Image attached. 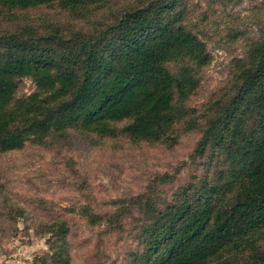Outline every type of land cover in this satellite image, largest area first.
<instances>
[{
  "label": "rangeland",
  "instance_id": "obj_1",
  "mask_svg": "<svg viewBox=\"0 0 264 264\" xmlns=\"http://www.w3.org/2000/svg\"><path fill=\"white\" fill-rule=\"evenodd\" d=\"M134 8L176 18V26L205 44L209 60L194 66L196 89L173 102L184 118L161 140L133 138L124 130L127 119L109 122V133L74 125L0 151V264H33L48 248L43 223L57 217L69 224L70 264H132L131 251L143 242L150 220L145 213L164 211L184 197L194 201L190 194L197 200L212 193L217 207L233 202L236 166L229 153L239 143L232 132L241 123L226 132L225 110L238 95L240 60L264 40V0H94L76 9L60 0L27 7L0 2V53L6 51L2 41L17 34L41 46L51 37V52L72 55L82 40L97 41ZM35 90L32 78L22 77L15 96ZM208 131L214 133L201 151ZM85 209L100 221L78 214ZM247 239L204 264H248L251 244L264 250V229Z\"/></svg>",
  "mask_w": 264,
  "mask_h": 264
},
{
  "label": "trees",
  "instance_id": "obj_2",
  "mask_svg": "<svg viewBox=\"0 0 264 264\" xmlns=\"http://www.w3.org/2000/svg\"><path fill=\"white\" fill-rule=\"evenodd\" d=\"M52 1L0 0L17 7ZM60 1L76 9L94 0ZM176 21L150 8H134L103 37L93 39L99 37L97 41L82 40L72 55L51 52V37L44 38L45 46L17 34L3 40L0 151L21 149L28 140L40 141L51 131L74 125L109 133V122L127 119L124 130L133 138L163 139L185 116L173 102L196 89L194 66L209 60L204 42L185 26H176ZM243 60L236 77L238 95L231 99L224 119L226 132L231 123H241L232 132L239 143L229 153L236 166L233 202L217 207L212 193L197 200L190 194L196 202L184 197L164 211L145 213L150 220L144 224L143 242L131 251L132 264H204L225 247L245 243L248 234L264 229V40L254 42ZM22 77L32 78L36 90L18 98ZM213 133L208 131L199 142L201 151ZM78 214L94 224L101 219L87 209ZM40 232L49 234L48 248L34 257L33 264H70L67 221L59 217L45 221ZM249 250L248 264H264V250L254 244Z\"/></svg>",
  "mask_w": 264,
  "mask_h": 264
}]
</instances>
